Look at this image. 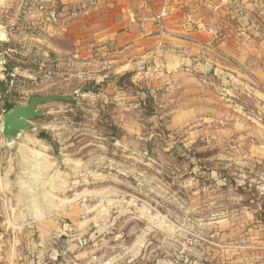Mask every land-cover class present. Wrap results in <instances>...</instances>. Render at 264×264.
<instances>
[{"label": "rangeland", "instance_id": "374dc122", "mask_svg": "<svg viewBox=\"0 0 264 264\" xmlns=\"http://www.w3.org/2000/svg\"><path fill=\"white\" fill-rule=\"evenodd\" d=\"M10 6L9 0H0V24L6 27L11 50L10 59L4 56L1 61L9 60L17 68L5 94L7 101L24 106L28 98L58 94L70 95L79 104L39 106L44 115L34 124L40 131L21 135L10 147L0 134V175L9 173L11 183L3 200L17 206L19 223L32 220L33 213L40 219L51 218L58 213L53 207L64 202L61 208L81 209V220L96 217L104 223L86 229L78 248L69 242L73 238L66 239L63 257L97 244L92 248L104 251L113 264H264V195L258 193L264 191V111L255 109L251 98L243 95L246 82L230 83L221 75L210 79V92L234 85L238 104L247 107L241 114L225 112L226 129L219 137L209 131L206 145L199 138L190 143L185 130L165 129L166 111L158 108L149 92L139 90L140 106L127 111L117 106L120 102L110 90L105 95L107 84L93 82L108 71L89 65L88 51L75 49L67 35L54 30L47 35L48 42L38 43L24 27L17 28ZM261 17L256 21L257 34L237 40L231 34L224 36L230 43L240 38L247 43L248 37L250 44L259 45L257 51L242 52L251 63L264 62ZM87 87L97 88L98 96L80 95ZM102 96L114 101L110 104ZM134 99L127 96L125 105L137 104ZM144 100L150 103L144 106ZM5 114L0 112V130ZM128 121L136 123L138 130L117 127ZM41 132H47L51 142L38 138L39 142H27ZM59 154L77 160L75 191L57 192L64 180L65 184L73 181L67 167L58 164ZM92 169L96 178L92 173L89 179ZM82 208L90 210L86 213ZM65 223V233L71 237L74 227L68 219ZM8 239L0 237L1 253Z\"/></svg>", "mask_w": 264, "mask_h": 264}, {"label": "crops", "instance_id": "0c3cea01", "mask_svg": "<svg viewBox=\"0 0 264 264\" xmlns=\"http://www.w3.org/2000/svg\"><path fill=\"white\" fill-rule=\"evenodd\" d=\"M9 1L18 29L24 27L28 35L36 36V41L42 45L48 42L47 35L53 30L54 34L67 35L75 49L88 51L89 65L108 71L95 77L93 82L96 86L100 82L106 83L105 95L110 90L114 99L120 102L117 106L124 110L140 106L139 90L149 92L158 102V108L166 111L165 129L170 133L185 130L190 143L199 138L206 145L209 143V131H216V137H219L218 133L226 129V111L228 115L245 112L246 105L238 104L237 93L232 91L234 85L225 90L215 87L216 90L210 92V79L218 80L221 75V80H229L230 83L236 80L246 82L244 90L247 92L243 95L251 98L255 109L264 111V62L251 63L241 56L245 50L254 48L257 51L259 45L250 44L248 37L247 43L241 38L230 43L224 37L231 34L236 39L250 33L257 34L260 30L256 21L261 16L264 18V11H260L264 0ZM162 12L164 15L157 20L156 15ZM50 13H55L56 23L49 20ZM208 28H211L210 32ZM7 35L6 27L0 24V64L4 56L10 59ZM103 56L104 60L101 59ZM16 70L15 67L8 74L10 78ZM124 74L132 75L130 82L134 90L116 86L115 79ZM6 77L5 74V80L0 78V82H6ZM10 82L11 79L8 85ZM8 92L7 89L4 94ZM4 94L0 95V100L6 97ZM87 94L98 96L94 92L80 93ZM157 94L158 99L155 97ZM129 95L137 104L125 105L124 100ZM102 97L110 99V104L114 101L109 96ZM0 112H3L1 107ZM117 127L124 131L138 130V125L132 121ZM44 129L53 130L50 127ZM212 138L215 139L213 135ZM27 139V142H39L36 136ZM2 145L0 142V147ZM6 156L11 162V153ZM59 156L58 164L60 161L63 167H67L73 181L68 182L71 186H67L63 175L64 184L58 187L57 192L75 191L78 184L74 179L78 171L77 160L65 158V154ZM255 159L259 161L260 158ZM92 173L96 178L97 171L92 169L89 179ZM58 174H61L59 169ZM9 180V173L0 175V237H9L5 242L6 249L0 252V264L114 263L108 262L104 251L92 248L97 244L91 249L70 251L63 257L68 243L66 239L73 238L69 242L73 249L78 248L79 238L86 229L104 223L96 217L81 220V209L75 205L65 209L61 208L62 202L53 207L58 213L51 218L40 219L38 213H33L30 222L19 223L15 212L17 206L3 200L9 194ZM258 193L264 195V191L259 189ZM50 207L52 203L47 209ZM83 210L87 213L90 209ZM66 219L74 227L75 234L71 237L65 233ZM3 225H6L5 234L1 233Z\"/></svg>", "mask_w": 264, "mask_h": 264}, {"label": "water", "instance_id": "95a60500", "mask_svg": "<svg viewBox=\"0 0 264 264\" xmlns=\"http://www.w3.org/2000/svg\"><path fill=\"white\" fill-rule=\"evenodd\" d=\"M49 102H67L74 107L79 106L70 95L50 94L28 98L27 105L15 107L1 119L0 134L8 147L12 146L21 135L37 134L40 131L34 124V120L43 116L44 111L38 107Z\"/></svg>", "mask_w": 264, "mask_h": 264}, {"label": "trees", "instance_id": "16d2710c", "mask_svg": "<svg viewBox=\"0 0 264 264\" xmlns=\"http://www.w3.org/2000/svg\"><path fill=\"white\" fill-rule=\"evenodd\" d=\"M8 62V63H7ZM5 62L4 66H5V73L7 75L6 77V82H0V95H3L4 93H6L7 91V88H8V81H10V77L8 74L11 73L12 69H13V65H11V62L10 61H7ZM7 69V70H6ZM132 75L131 74H124L123 76L119 77V79H117L116 81V86L118 87H122V86H132V84L129 82L130 79H131ZM93 85V84H92ZM97 88H92L90 89V87H87L83 90L80 91L81 94H84V93H88V92H94L96 93L97 92ZM5 95V94H4ZM1 101L3 102V105L1 106L3 112L7 113L9 112L10 110L14 109L15 105L11 104L9 101H7L6 97L5 98H2ZM146 103H150L149 100H144L143 104L144 106H146ZM149 107V106H148ZM37 138L39 140H45L47 142H51V139L49 138L48 136V133L47 132H41L38 134Z\"/></svg>", "mask_w": 264, "mask_h": 264}, {"label": "built area", "instance_id": "2783aa9c", "mask_svg": "<svg viewBox=\"0 0 264 264\" xmlns=\"http://www.w3.org/2000/svg\"><path fill=\"white\" fill-rule=\"evenodd\" d=\"M164 15V12H162L161 14L159 15H156V19L159 20L162 16ZM48 18L49 20L52 22V23H56L57 22V17L55 15V13H50L48 15ZM208 32L211 31V28H208L207 29ZM5 75V69H4V62L2 64H0V78H2L3 76Z\"/></svg>", "mask_w": 264, "mask_h": 264}, {"label": "bare ground", "instance_id": "6f19581e", "mask_svg": "<svg viewBox=\"0 0 264 264\" xmlns=\"http://www.w3.org/2000/svg\"><path fill=\"white\" fill-rule=\"evenodd\" d=\"M39 157V156H38ZM35 210H36V208H35Z\"/></svg>", "mask_w": 264, "mask_h": 264}]
</instances>
